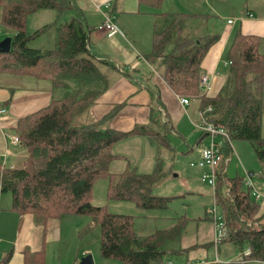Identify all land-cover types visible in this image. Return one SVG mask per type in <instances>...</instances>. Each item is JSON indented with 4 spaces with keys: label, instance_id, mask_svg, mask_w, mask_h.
Listing matches in <instances>:
<instances>
[{
    "label": "trees",
    "instance_id": "trees-1",
    "mask_svg": "<svg viewBox=\"0 0 264 264\" xmlns=\"http://www.w3.org/2000/svg\"><path fill=\"white\" fill-rule=\"evenodd\" d=\"M141 1L155 8L164 2ZM0 9L1 24L16 31L11 51H0V73L47 79L55 89L48 106L17 122L15 131L26 151V159L14 168L1 169L0 164L1 190L12 194V210L33 214L35 223L44 229L65 215L90 216L92 222L100 226L104 258L119 259L126 264H169L165 259V244L179 238L180 229L141 236L134 230L133 216L110 213L105 206L92 202L97 179L106 177L110 198L134 201L145 209L168 207L171 198L152 193L154 185L167 177L165 159L157 158L153 173H139L136 168L122 173L110 171L111 162L120 157L112 150L114 144L131 134L146 135L158 148L174 151L169 141L173 127L165 121L164 110L154 108L150 126H138L129 132L106 125L112 114L102 121L75 127L74 118L91 107L110 86L98 64L114 66V63L90 51L89 29L80 16L58 27L57 45L53 50L28 45L48 26L33 34L27 31V19L32 13L40 9H55L60 14L74 11V0H0ZM191 18L206 19L185 13H159L155 21L154 48L146 56L177 94L190 99L199 96L202 59L218 38L217 35L198 39L180 37L187 27L186 21ZM260 40L255 34L240 33L235 37L229 50L227 81L218 96L202 97L200 109L212 105L213 113L208 119L222 126L231 138L250 142L258 158L264 160L261 123L264 55L260 51ZM170 44L173 46L167 53L166 47ZM163 47L164 53L157 55V50ZM45 62H48L46 71L42 67ZM228 145L217 182L219 188L215 190L227 233L222 242H233L241 252L246 243L251 249L249 255L243 254L241 261L229 264H244L256 258L264 261V222L261 221L263 216L258 215L260 205L252 201L250 190L244 189V178L227 175L225 160L232 155V146ZM24 256V264H46L44 249L32 251L26 247ZM11 257L12 252L0 264H8Z\"/></svg>",
    "mask_w": 264,
    "mask_h": 264
},
{
    "label": "crops",
    "instance_id": "crops-1",
    "mask_svg": "<svg viewBox=\"0 0 264 264\" xmlns=\"http://www.w3.org/2000/svg\"><path fill=\"white\" fill-rule=\"evenodd\" d=\"M74 4L76 6L74 11L62 14L55 9H40L29 15L28 33L33 34L38 29L48 26L37 36H43V48L37 49H55L58 27L71 18L80 16L89 29L90 51L99 58L114 63V66L104 65V73L110 81V86L89 107L90 117L96 122L112 114L106 125L118 131L129 132L138 126H150L154 108L163 109L165 121L173 127L169 133L171 148L172 137H182L188 143L194 131L202 132L195 127L194 122L199 119V111L202 110L201 99L205 93L199 85V96L191 98L190 103L184 105L180 98L182 95L177 94L147 61L146 56L152 53L154 48L155 21L158 14L185 13L205 16L206 19H191L195 22L188 24L184 31L189 32V36L195 39L206 35L218 36L204 55L200 72V75L209 73L213 77L211 88L206 95L209 98L218 96L227 81L229 50L238 34L257 35L261 39L260 51L264 55V0H247L246 13L249 12L252 16H246L245 13L232 19V24L226 21V26L219 28L208 24L209 16L204 12L205 0H164L159 8L141 0H74ZM207 4L211 5L208 1ZM232 4L238 6L235 0H232ZM212 8L214 11L217 10ZM44 10L46 11L43 12ZM107 15L117 27V32L108 33L97 29ZM45 20L48 22L43 25ZM30 24L34 29L32 31ZM196 24H200L199 28ZM7 28L13 31V35L15 34L14 29ZM54 96L55 89L50 80L29 75L0 73V105L8 109V112L0 117L1 165L5 161L6 166L15 167L14 162L20 159L23 149L22 146L10 145L8 137L11 134L7 129L15 130L21 117L48 106ZM205 139L207 140V137L202 132L198 141L189 146V150L195 152L200 147H205ZM121 142H127L129 145L125 151L118 150V144ZM7 150L10 154L4 159ZM112 150L120 157L114 159L110 167L117 160L124 159L127 161L128 169L134 168L132 163H138L135 168L139 173H153L160 154H166V150L171 154L169 148H158L148 136L142 134H131L121 139L114 144ZM12 204V194L2 191L0 187V262L12 252L8 264H24L26 247L32 251L44 249L46 264H78L82 257L88 254L85 249L79 247L73 249L70 242H65L68 249H61L64 216L54 220L47 229H44L35 223L33 214L18 213L12 210ZM258 215L263 216L261 221L264 222V209L259 211ZM76 216L82 218L80 215ZM85 223L86 221L81 227H84ZM79 228L80 226L77 227ZM53 244L60 245L58 247L60 249H50Z\"/></svg>",
    "mask_w": 264,
    "mask_h": 264
},
{
    "label": "rangeland",
    "instance_id": "rangeland-1",
    "mask_svg": "<svg viewBox=\"0 0 264 264\" xmlns=\"http://www.w3.org/2000/svg\"><path fill=\"white\" fill-rule=\"evenodd\" d=\"M207 1L211 4L210 6L217 8V12L208 6ZM235 1L238 6H233L232 0H205L204 12L209 16L208 24L219 28L226 26V21L228 22L230 19H235L245 14L247 0ZM242 9L243 11H241ZM191 19L186 21L187 25L195 22ZM47 20L43 21L42 24H46L48 22ZM160 24L162 26V23ZM196 25L199 28L200 24ZM30 30H34L32 24H30ZM49 35L48 33L47 36ZM12 36H14L13 31L1 24L0 9V43L4 39ZM180 37L187 38L191 36H189V32L183 30ZM28 45L32 48H43V36L32 38ZM172 46V44L167 45V53H169ZM164 48L156 49V54H163ZM159 59L164 61L162 58ZM47 63L42 64L44 71L47 70ZM98 67L105 75L104 65L98 64ZM250 78L251 76H249ZM88 109L74 118L73 125L75 127H82L94 123ZM261 123L262 138L264 140V113ZM7 130H9V134H17L13 128ZM201 133L197 130L194 131L188 143L182 137H172L171 142L174 151L171 154H168L170 152L167 150L166 154L161 153V157L165 159L164 171L167 173V177L154 185L152 193L157 196L171 198L167 208L145 209L134 201L110 198L108 195L109 180L106 177L97 179L92 194L93 204L105 206L110 213L133 216L134 230L138 235L148 236L160 230L180 229V233H178L180 234L178 236L179 238L176 237L177 239L168 240L165 244V249L167 250L165 259L171 264H195L201 260H206L209 264H229L233 261H239L246 252L247 247H249L246 243L244 251L241 252V249L233 242H222L217 249L214 245L217 226L214 225L213 219L209 217V209L214 206L215 187L209 186L203 181L204 169L191 166V163H197L200 160L202 148L200 147L195 152L189 150V146H192L194 142L198 141ZM209 142L206 139L204 141L205 145H208ZM230 144L232 146V155L225 160L227 175L229 177L240 176L245 179L248 177L247 172L255 173V177L253 178L254 185L264 195V160L258 158L252 144L245 139L231 138ZM12 146H22V143ZM128 146L127 142H121L118 144V150L125 151ZM20 155V159L16 160L13 166H20L22 161L26 159V151L24 148ZM136 164L138 163H132V167L135 168ZM3 167L1 165V169ZM5 167L8 168L9 166ZM127 169V161L124 159L117 160L110 167V171L113 173H122ZM217 188H219V185H217ZM244 189L248 190L245 184ZM252 201L256 200L252 199ZM256 202L260 205V211L264 209V198ZM218 212H222L219 206ZM79 217L82 218H78L75 214L65 215L63 217L61 230L63 246L61 249H68L67 246L65 247V242H70L73 249L79 247L85 249L88 255L91 254L95 264H126L119 259L104 258L101 253L100 226L95 225L90 216ZM85 221L84 227H81ZM78 226H80L79 229H77ZM226 237L227 233L223 240ZM72 238L74 239L72 240ZM58 247L60 245L53 244L50 249H60ZM244 264H264V261L257 258L253 260L248 259Z\"/></svg>",
    "mask_w": 264,
    "mask_h": 264
},
{
    "label": "built area",
    "instance_id": "built-area-1",
    "mask_svg": "<svg viewBox=\"0 0 264 264\" xmlns=\"http://www.w3.org/2000/svg\"><path fill=\"white\" fill-rule=\"evenodd\" d=\"M246 16H252L251 13L247 12ZM242 20V18H241ZM229 24L233 23V20H228ZM97 29L99 31H105L108 33H115L118 31L115 24L112 22L111 18L107 15L105 21L100 24ZM230 64L229 62L227 63ZM213 77L209 73H203L200 77V88L202 91L207 95L209 92L211 85H212ZM181 102L186 105L190 103V98L187 96H181ZM8 112V109L2 105H0V117L5 115ZM213 113V106L208 105L205 109L199 111V119L198 121L194 122V125L197 129L201 130L205 133L207 140L210 141L208 145L202 148V155L201 159L197 163H191V166H196L199 168L204 169L203 173V181H205L209 186L217 187V182L221 174V169L223 162H224V151L225 146L230 144L231 136L227 133V131L220 125L216 124L213 120L208 119V115H212ZM9 143L11 145H20L21 139L18 134H11L9 135ZM231 145V144H230ZM10 154L9 150L6 151L4 154L5 157ZM6 168L5 161L2 163ZM13 168V167H11ZM248 177L244 179V184L250 190L251 197L255 198L256 200L261 199L264 197L255 187L253 178L255 177V173L247 172ZM2 183L0 182V187ZM210 219H213L214 225L217 226V233L216 238L214 240V245L217 249L220 243L223 241L225 237V226L223 223V218L221 213L218 212V204L215 199L214 206L209 209ZM212 215V216H211ZM251 253L250 247H247L246 252L244 254L249 255ZM241 258L239 261H241ZM169 263V262H168ZM217 263V261H215ZM171 264V263H169ZM195 264H209L206 260H201Z\"/></svg>",
    "mask_w": 264,
    "mask_h": 264
},
{
    "label": "water",
    "instance_id": "water-1",
    "mask_svg": "<svg viewBox=\"0 0 264 264\" xmlns=\"http://www.w3.org/2000/svg\"><path fill=\"white\" fill-rule=\"evenodd\" d=\"M12 47V37L4 39L0 43V51L3 53H9ZM78 264H95L93 256L91 254L85 255Z\"/></svg>",
    "mask_w": 264,
    "mask_h": 264
}]
</instances>
